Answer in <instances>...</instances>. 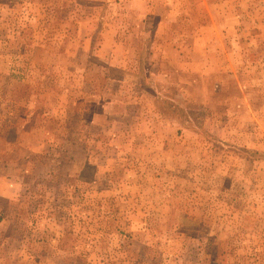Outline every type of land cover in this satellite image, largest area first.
<instances>
[{"label":"rangeland","instance_id":"1","mask_svg":"<svg viewBox=\"0 0 264 264\" xmlns=\"http://www.w3.org/2000/svg\"><path fill=\"white\" fill-rule=\"evenodd\" d=\"M0 264H264V0H0Z\"/></svg>","mask_w":264,"mask_h":264}]
</instances>
